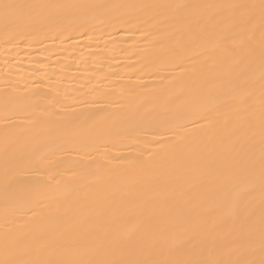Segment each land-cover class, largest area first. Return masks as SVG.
Segmentation results:
<instances>
[{
	"label": "bare ground",
	"instance_id": "bare-ground-1",
	"mask_svg": "<svg viewBox=\"0 0 264 264\" xmlns=\"http://www.w3.org/2000/svg\"><path fill=\"white\" fill-rule=\"evenodd\" d=\"M32 4H76L91 7L76 10L71 16L55 23L33 21L20 30L29 38L12 39L6 34L0 20V235L5 225L15 220H26L20 215L31 201L35 211L46 214L47 206L55 207L57 201L76 199L82 213L90 218L100 216V230L106 229L114 236L130 234L136 237H171L179 228L185 211V201H208L217 211L227 213V189L209 183L208 161L219 148L224 132L210 131L188 123L176 127L179 148H168L167 137L154 136L160 128L138 127L134 141L119 138L108 143L109 151L99 152L88 148L80 151L84 157L77 165L68 163L44 169L42 185L27 194L20 202H6L4 185L5 122L4 93L31 96L37 110L49 108L59 117L71 118L79 113H95L94 120L83 127L62 128L63 138L53 145V159L71 162L79 159L74 141L103 144L129 127L127 115L137 107L141 114L150 113L158 121L170 120L179 108L196 113L206 106L201 90L206 81L192 72L193 62L185 63L187 71L169 73L165 69L167 58L162 48L171 43L167 36L172 29L164 27L156 35L145 36L136 27L148 15L176 14L175 9H145L142 5L211 4L223 2L259 3V0H19ZM132 21V23H127ZM144 31L154 29L145 27ZM62 33V34H61ZM260 32L257 31L252 46L260 50ZM257 58L255 75L259 76ZM149 67L151 71H149ZM167 77L168 79H164ZM171 80V83H169ZM7 86V88H6ZM15 90V91H13ZM38 94L50 100L58 99L68 111L58 110L55 104H45ZM256 114L259 115V84L256 85ZM93 96H104L108 106L97 107L91 103ZM83 101V103H82ZM219 102V98H218ZM120 105H123L121 107ZM75 109V112L71 111ZM223 110V106L221 107ZM118 117V118H117ZM52 124L64 121L52 117ZM16 123H20L17 121ZM182 123V122H177ZM204 121H200L203 124ZM25 127H29L24 122ZM33 135L41 139L49 132L35 128ZM258 137L256 155L259 156ZM118 149V151H117ZM143 153V155H141ZM151 153L153 166L150 175L138 166ZM104 156L112 158L107 169L96 170ZM134 161L135 163H129ZM67 173V174H64ZM75 173V175H72ZM49 175L55 178L48 182ZM39 179V177H35ZM61 181L57 186L56 181ZM239 187H244L243 184ZM38 202V203H37ZM259 211V193L256 194ZM32 213L29 212L30 216ZM54 258L65 264H78L89 259L87 249L91 240L85 234H74ZM231 238L223 246L205 252L207 259L235 258L229 255Z\"/></svg>",
	"mask_w": 264,
	"mask_h": 264
},
{
	"label": "snow or ice",
	"instance_id": "snow-or-ice-1",
	"mask_svg": "<svg viewBox=\"0 0 264 264\" xmlns=\"http://www.w3.org/2000/svg\"><path fill=\"white\" fill-rule=\"evenodd\" d=\"M91 7L98 6L0 0V20L12 39H28L30 34L20 30L22 25L33 21L55 23L76 10ZM139 7L176 10L173 15H148L136 27L145 36L156 35L164 27L172 29L167 33L171 43L162 48V54L168 61L162 70L183 73L187 71L185 63L193 62L192 72L206 81L201 96L207 106L196 113L178 108L170 120L163 121L155 120L150 113L141 114L140 107H137L127 115L129 127L122 133L103 144L74 141L79 159L65 162L53 159L56 155L53 145L63 138L62 128L72 127L74 122L76 127L88 125L96 114L59 117L49 108L37 110L31 96L12 95L5 91V122L12 125L5 128V200L16 204L35 191L42 185L43 170L51 171L50 166L77 165L84 159L80 151L92 148L99 152L103 148L107 152L108 143L119 138L134 141L136 129L141 126L162 129L154 136L167 137L166 145L175 151L179 148L175 128H186L188 123H195L214 133H225L220 136L216 155L208 161L209 173L205 179L228 190L229 210L222 213L211 202L189 199L185 201L179 228L171 237L134 238L130 234L114 236L106 229L100 230V216L90 218L83 214L76 199L57 201L54 208L47 206L49 211L46 214L37 213L32 202L26 201L24 207L27 210L20 215L27 219L12 221L11 225L6 223L0 235V264H65L54 257L64 249L67 238L74 234H85L91 240L87 249L90 258L78 264H264V0H259L258 4L223 2ZM145 27L155 31L146 32ZM257 31L261 37L258 54L252 46ZM257 58L258 78L255 75ZM257 83L260 92L258 116L255 108ZM38 95L41 102L53 103L58 110L68 111L70 108L58 99L50 100L46 94ZM91 103L97 107L108 106L104 96H93ZM71 111L75 112V109ZM52 117L64 121L63 125H53ZM200 121L204 123L200 124ZM24 122L29 127H25ZM38 127L46 129L49 135L43 139L33 135V129ZM151 156L149 153L144 161L138 162L146 176L150 175L149 170L153 166ZM93 161L97 171L112 164L109 156H104L102 163L96 162L95 158ZM54 178L49 175V184ZM60 183L56 181L57 186ZM241 184L244 187H239ZM29 212L32 213L30 216ZM226 237L231 238L229 255L235 258H204L205 252L223 246Z\"/></svg>",
	"mask_w": 264,
	"mask_h": 264
}]
</instances>
